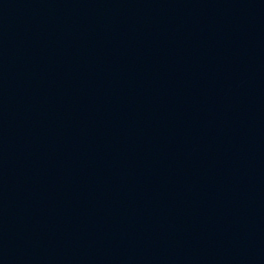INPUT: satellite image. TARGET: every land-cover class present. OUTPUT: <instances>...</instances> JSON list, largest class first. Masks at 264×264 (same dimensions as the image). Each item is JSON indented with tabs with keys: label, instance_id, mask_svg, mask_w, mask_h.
Segmentation results:
<instances>
[{
	"label": "water",
	"instance_id": "water-1",
	"mask_svg": "<svg viewBox=\"0 0 264 264\" xmlns=\"http://www.w3.org/2000/svg\"><path fill=\"white\" fill-rule=\"evenodd\" d=\"M0 264H264V0H0Z\"/></svg>",
	"mask_w": 264,
	"mask_h": 264
}]
</instances>
